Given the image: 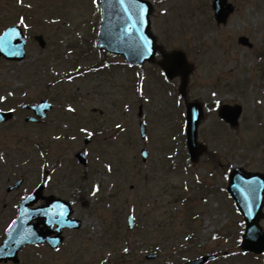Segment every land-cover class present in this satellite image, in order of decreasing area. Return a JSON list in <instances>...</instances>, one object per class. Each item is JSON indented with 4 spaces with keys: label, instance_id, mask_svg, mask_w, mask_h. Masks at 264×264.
<instances>
[{
    "label": "rangeland",
    "instance_id": "374dc122",
    "mask_svg": "<svg viewBox=\"0 0 264 264\" xmlns=\"http://www.w3.org/2000/svg\"><path fill=\"white\" fill-rule=\"evenodd\" d=\"M96 1L0 0V34L23 18L29 37L24 62L0 59V97H7L0 109L15 110L14 121L0 125V233L20 197L9 194L8 186L24 177L31 189L45 172L49 195L72 202L83 228L66 233L57 253L27 249L20 254L25 262L185 264L216 255L208 264H264L263 256L245 259L238 251L241 217L226 195L229 168L264 173V0H229L235 13L226 26L216 24L212 0H150L160 44L185 51L195 65L186 99L179 96L180 80L164 81L154 65H145L140 89L135 71L123 64L76 76L79 68L103 64L102 58L119 62L96 49ZM35 35L44 36L45 50L34 43ZM241 36L254 47L240 45ZM47 98L54 110L45 123L27 125L30 114L21 106ZM195 101L204 107L199 140L208 152L192 164L183 129L186 104ZM224 104L243 108L237 129L218 117ZM66 106L75 107L76 116ZM79 128L94 133L89 145ZM81 150L88 154L86 168L75 157ZM129 215L136 221L133 231ZM152 253L158 257L147 260Z\"/></svg>",
    "mask_w": 264,
    "mask_h": 264
},
{
    "label": "water",
    "instance_id": "95a60500",
    "mask_svg": "<svg viewBox=\"0 0 264 264\" xmlns=\"http://www.w3.org/2000/svg\"><path fill=\"white\" fill-rule=\"evenodd\" d=\"M143 9V12H141ZM213 9L215 18L219 25L226 24L234 8L228 4L227 0H214ZM103 23L99 38L98 48L106 49L113 54L124 56L127 61L134 65H140L147 61L154 62L155 54L161 51L164 60L160 63L166 76L174 79L181 76V94L186 95L188 79L193 71V66L188 64L186 55L181 51H174L165 54L161 47H158L156 38L151 32L150 17L153 14V6L144 0H102ZM6 34H11V45L5 44L0 47V57H5L11 61H22L26 57V36L18 26L10 27ZM36 40L42 48L46 47V42L42 36H37ZM145 42H148L145 46ZM240 43L252 47L248 39L241 38ZM147 49H151L149 54ZM37 116L45 118L51 106L42 103L36 107H30ZM188 130L187 147L192 162H197L205 153L206 147L198 143V127L203 119V109L198 103L188 104ZM242 113L241 107L231 108L225 106L220 111V116L233 126H237L238 119ZM13 117L12 113L0 112V123L7 122ZM145 135V129H142ZM81 163L85 164V156L79 155ZM42 188L37 192L40 193ZM229 192L233 197L238 209L244 215L247 223V231L244 235L243 249L255 253L264 252V231L260 226V221L264 217V177L260 174L245 173L243 170H235L230 178ZM38 195V194H37ZM36 196V195H35ZM32 196L21 208L19 219L13 228L8 232L7 239L3 247L0 248V262L7 259H14L18 251L26 244L37 242L39 238H33L28 231L29 217L32 214L40 215L48 220L49 227L58 226L57 231L61 233L64 228L75 227L69 219L72 213L70 204L51 197L48 210H39L36 213L25 211L26 206L37 201L32 200ZM31 218V217H30ZM27 230V231H26ZM42 240V238H40ZM39 242V240H38ZM55 245H59L58 241ZM155 256H152L154 258Z\"/></svg>",
    "mask_w": 264,
    "mask_h": 264
},
{
    "label": "snow or ice",
    "instance_id": "6c2138e0",
    "mask_svg": "<svg viewBox=\"0 0 264 264\" xmlns=\"http://www.w3.org/2000/svg\"><path fill=\"white\" fill-rule=\"evenodd\" d=\"M22 2H23V0H21V3H22ZM122 2H123V0H121V3H122ZM141 12H143V9H141ZM20 23H21L25 28L28 27V25L24 22L23 18H21ZM10 37H11V34H6L5 37L0 38V47H3L5 44H7V45H11V38H10ZM147 43H148V42H145V46L147 45ZM147 50H148V52H149V54H150V53H151V49H147ZM141 94H142V93H141ZM9 95H13V93H9ZM212 96H213V97H216V96H217V93H216V92H212ZM6 99H7V97H0V101H2V100H6ZM219 103H220V101L217 100V101H216V104L218 105ZM67 110H68L69 112H75V109H74V108H71V107H69ZM13 111H14V109H13ZM121 127H122V126H121L120 124H117V125H116V128H118V129H120ZM80 131L86 133L87 136H89V137H92V136L94 135V133L89 132L88 129H86V128H81ZM57 139H59V137H57ZM73 139H75V137H73ZM108 170H109V171L112 170V169H111V166L108 167ZM98 191H99V186H97V187L95 188V190L92 192V195L95 196L96 193H97ZM125 251H127V249H125Z\"/></svg>",
    "mask_w": 264,
    "mask_h": 264
},
{
    "label": "flooded vegetation",
    "instance_id": "af4514ba",
    "mask_svg": "<svg viewBox=\"0 0 264 264\" xmlns=\"http://www.w3.org/2000/svg\"><path fill=\"white\" fill-rule=\"evenodd\" d=\"M35 189H36V186H34L31 189H29L28 192H27L28 195L31 194V193H33L35 191ZM48 204H49V192H48V189L45 188V192L42 194V196L40 198V201H38L37 205H35L34 207H32V210L35 209V208H39V207H46V206H48ZM33 223H39V221L33 220ZM40 227H42V225H40ZM44 248L46 250H48V247L47 246H45ZM9 264H12V263H9Z\"/></svg>",
    "mask_w": 264,
    "mask_h": 264
}]
</instances>
